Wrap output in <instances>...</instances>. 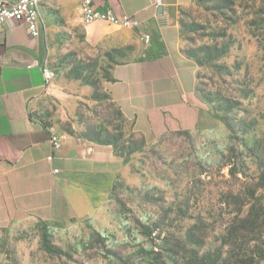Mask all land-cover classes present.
<instances>
[{"label": "rangeland", "instance_id": "rangeland-1", "mask_svg": "<svg viewBox=\"0 0 264 264\" xmlns=\"http://www.w3.org/2000/svg\"><path fill=\"white\" fill-rule=\"evenodd\" d=\"M101 24H54L46 66L64 95L62 132L120 159L112 189L91 217L1 227L0 264H264V0L180 11L200 124L151 142L107 91L113 68L141 54V35Z\"/></svg>", "mask_w": 264, "mask_h": 264}, {"label": "crops", "instance_id": "crops-1", "mask_svg": "<svg viewBox=\"0 0 264 264\" xmlns=\"http://www.w3.org/2000/svg\"><path fill=\"white\" fill-rule=\"evenodd\" d=\"M192 2L91 0L95 11L137 24L133 29L141 35V54L113 68L107 91L122 117L149 142L200 124L196 65L182 49L179 26L180 11ZM38 12L41 34L36 39L15 20L0 26V228L26 217L53 224L91 217L120 169L111 146L62 132L61 109L55 105L64 95L47 85L42 73L45 32L54 24L82 25L80 0H40ZM52 135L61 138L57 150Z\"/></svg>", "mask_w": 264, "mask_h": 264}, {"label": "built area", "instance_id": "built-area-1", "mask_svg": "<svg viewBox=\"0 0 264 264\" xmlns=\"http://www.w3.org/2000/svg\"><path fill=\"white\" fill-rule=\"evenodd\" d=\"M80 18L85 20V23H94L97 21L107 23L113 26H121L134 28L137 24L128 18L117 19L110 11L100 12L95 11L91 5V0H80ZM8 20H15L24 24L31 38L36 39L41 34V22L38 20V13L35 12V0H0V26ZM143 39H149L148 35L143 36ZM42 73L46 84L51 80V72L45 65L42 68ZM60 141L56 135H52L51 144L53 150L60 148ZM52 157H48L51 160Z\"/></svg>", "mask_w": 264, "mask_h": 264}, {"label": "bare ground", "instance_id": "bare-ground-1", "mask_svg": "<svg viewBox=\"0 0 264 264\" xmlns=\"http://www.w3.org/2000/svg\"><path fill=\"white\" fill-rule=\"evenodd\" d=\"M40 4V0H35V12L38 13V20L40 21V16L38 12V7ZM84 24H91V23H85V20H81Z\"/></svg>", "mask_w": 264, "mask_h": 264}]
</instances>
